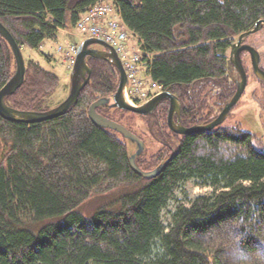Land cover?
I'll list each match as a JSON object with an SVG mask.
<instances>
[{
    "label": "trees",
    "instance_id": "trees-1",
    "mask_svg": "<svg viewBox=\"0 0 264 264\" xmlns=\"http://www.w3.org/2000/svg\"><path fill=\"white\" fill-rule=\"evenodd\" d=\"M96 1L0 0V20L22 50L41 52L46 38L74 28ZM115 1L149 54L140 65L182 99L187 124H203L205 97L224 78L231 96L226 48L264 19V0ZM87 60L90 80L67 113L30 124L0 114V264H264L263 137L242 125L221 126L184 134L177 146L167 98L147 115L99 106L142 138L131 123L138 117L160 143L137 156L143 170L174 154L157 176L145 178L131 167L124 136L89 117L95 100L117 91L119 71L105 59ZM26 66L23 84L6 102L51 108L60 76L31 58ZM15 67L0 34V89ZM189 179L221 189L178 205L166 225L162 212ZM92 199L98 203L87 214L83 206Z\"/></svg>",
    "mask_w": 264,
    "mask_h": 264
},
{
    "label": "water",
    "instance_id": "water-1",
    "mask_svg": "<svg viewBox=\"0 0 264 264\" xmlns=\"http://www.w3.org/2000/svg\"><path fill=\"white\" fill-rule=\"evenodd\" d=\"M263 26L264 19H259L253 27L242 32L240 34L239 40L232 46L230 61L240 72L241 81H237V90L227 101L221 113L211 122L185 126L181 122V100L171 91H160L142 104L131 103L126 96V89L130 85V79L123 65L121 57L112 44L103 38L94 36L84 39L78 46L75 62L70 71L69 91L62 102L46 110H24L9 105L6 102L5 97L16 92V90L23 84L27 66L26 58L21 45L16 40L12 32L0 20V34L9 42L16 62L15 71L12 77L0 89V114L7 120L30 124L55 118L67 113L70 109H72L73 106L77 104L82 90L90 80L92 68L87 60V57L92 56L105 59L117 67L120 78L119 86L117 91L111 97H100L90 105L89 117L96 125L111 128L121 133L128 143L130 152L129 159L133 170L145 178H153L167 166L174 154L161 162L156 168L152 170H143L138 166L136 158L145 151V141L121 122L98 112L97 108L99 106L109 105L112 107L129 110L141 115H147L158 107L162 99L168 98L170 101V106L167 123L172 131L180 134H188L201 132L204 130H211L226 120L231 109L238 102L246 87L247 74L240 56V53L243 49H248L252 52L255 73L258 78L264 81V70L258 66L259 59L256 56L257 50L251 45L242 44V41L246 36L252 32L260 30ZM175 116H177V121L175 120Z\"/></svg>",
    "mask_w": 264,
    "mask_h": 264
},
{
    "label": "rangeland",
    "instance_id": "rangeland-1",
    "mask_svg": "<svg viewBox=\"0 0 264 264\" xmlns=\"http://www.w3.org/2000/svg\"><path fill=\"white\" fill-rule=\"evenodd\" d=\"M77 38L73 35H65L59 33L56 37L46 38L42 45L41 52L33 50L29 47H24L23 53L25 58H31L39 62L44 68L56 72L61 78V86L55 93L53 99L51 100V107L58 105L62 102L68 94L69 91V81H70V71L71 65L64 60L63 53L59 52L58 47L60 44L65 46L69 42H74ZM133 44V43H132ZM45 54H50L51 58H48ZM259 83L250 76L248 88L246 93L229 115L225 121L224 126H240L254 130V132L263 137L264 140V109L259 107L257 104L252 102V91L258 87ZM248 107V109H245ZM259 115H261L259 117ZM133 127L138 126V131L143 134V139L146 144L145 150L147 153L151 154L158 150L160 143L154 138L149 137L146 133V127L144 123L138 118L133 117L131 120ZM145 131V133H143ZM221 189L219 186H212L209 184H203L197 179H189L183 183L175 192V197L171 199L162 212L163 222L167 225L170 223V214L174 212L178 205H190L192 200L199 195L207 194L210 195ZM98 203L97 199H92L88 201L83 209L87 214H91Z\"/></svg>",
    "mask_w": 264,
    "mask_h": 264
},
{
    "label": "built area",
    "instance_id": "built-area-1",
    "mask_svg": "<svg viewBox=\"0 0 264 264\" xmlns=\"http://www.w3.org/2000/svg\"><path fill=\"white\" fill-rule=\"evenodd\" d=\"M60 30L77 38L67 46L60 44L58 47L71 67L80 42L91 36L100 37L112 44L122 59L130 79L126 96L131 103L142 104L161 91L162 85L151 77L145 66L140 65L144 55L149 54L143 51L138 36L122 18L115 0H97L85 8L74 28Z\"/></svg>",
    "mask_w": 264,
    "mask_h": 264
},
{
    "label": "flooded vegetation",
    "instance_id": "flooded-vegetation-1",
    "mask_svg": "<svg viewBox=\"0 0 264 264\" xmlns=\"http://www.w3.org/2000/svg\"><path fill=\"white\" fill-rule=\"evenodd\" d=\"M240 34L234 36L231 39L230 45L226 48V52H225V56L227 57V60H228V69L230 71L231 80L233 81L230 98L234 95V93L237 90V81H241L240 72L238 71L236 66L230 61L232 46L235 42H237L239 40ZM242 44L251 45L257 50L256 56L259 59L258 66H259V68L264 70V26L260 30H258L256 32H252L248 36H246L245 39L242 41ZM240 56L242 59V64H243L244 69H245L246 74H247V83H246V87L242 93V96L240 97L238 102L233 106L229 115L233 112V110L236 108V106L238 105V103L240 102V100L242 99L244 94L246 93V90H247L248 84H249L250 76H252L259 83L258 87H256L251 93L252 102H254V104H257L259 107L264 109V81L261 80L260 78H258V76L255 73L254 63H253L254 60H253L252 52L249 51L248 49H243L240 53ZM163 90L164 89L162 88L161 91H163ZM172 93H174V92H172ZM174 94L178 96L177 93H174ZM226 97H227V89H226V81L224 78L220 82V85L218 86V88L217 89L215 88V90L208 93L205 97V110H206V113L209 115V117L207 118V120L204 123L211 122L213 119H215L221 113L225 104L230 99V98L228 99ZM180 100H181V122H182V124L185 126H192L194 124H199V123L187 124L185 122L184 117H183L184 103H183L181 98H180ZM169 106H170V101H169ZM245 109H248V107H246ZM168 112H169V108H168ZM229 115H228V117H229ZM260 116L261 115H259V117ZM227 118H226V120H227ZM263 118H264V114H263ZM175 120L177 121V116H175ZM225 121L223 123H221L220 125L214 127V128L224 126ZM247 129H249V128H247ZM174 133L178 135V136L174 137V140L176 142V145L179 146L180 145V141H179L180 139H178V138L180 136H183L184 134H180L177 132H174Z\"/></svg>",
    "mask_w": 264,
    "mask_h": 264
},
{
    "label": "clouds",
    "instance_id": "clouds-1",
    "mask_svg": "<svg viewBox=\"0 0 264 264\" xmlns=\"http://www.w3.org/2000/svg\"><path fill=\"white\" fill-rule=\"evenodd\" d=\"M239 264H250V262L247 259H245V260H241Z\"/></svg>",
    "mask_w": 264,
    "mask_h": 264
},
{
    "label": "crops",
    "instance_id": "crops-1",
    "mask_svg": "<svg viewBox=\"0 0 264 264\" xmlns=\"http://www.w3.org/2000/svg\"><path fill=\"white\" fill-rule=\"evenodd\" d=\"M60 33H61V34H64L61 30H60Z\"/></svg>",
    "mask_w": 264,
    "mask_h": 264
}]
</instances>
